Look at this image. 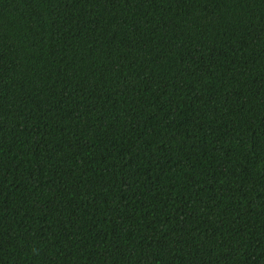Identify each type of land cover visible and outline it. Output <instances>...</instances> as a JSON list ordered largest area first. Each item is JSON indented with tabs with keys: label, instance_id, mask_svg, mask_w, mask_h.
<instances>
[{
	"label": "trees",
	"instance_id": "1",
	"mask_svg": "<svg viewBox=\"0 0 264 264\" xmlns=\"http://www.w3.org/2000/svg\"><path fill=\"white\" fill-rule=\"evenodd\" d=\"M0 264H264V0H0Z\"/></svg>",
	"mask_w": 264,
	"mask_h": 264
}]
</instances>
